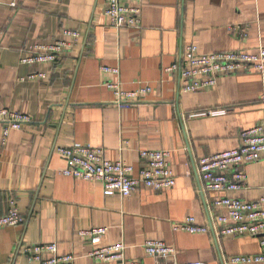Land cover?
I'll use <instances>...</instances> for the list:
<instances>
[{
	"label": "crops",
	"instance_id": "obj_1",
	"mask_svg": "<svg viewBox=\"0 0 264 264\" xmlns=\"http://www.w3.org/2000/svg\"><path fill=\"white\" fill-rule=\"evenodd\" d=\"M11 1L0 0V108L32 121L10 130L5 143L0 124V214L12 196L24 217L0 227V264H39L23 248L49 242L58 254H73L72 264H103L78 234L97 226L106 227L103 244L121 242L125 259L144 264H229L230 255L259 253L253 236L218 234L213 219L221 209L213 200L223 193L200 188L197 160L236 147L242 130L263 121L264 78L251 69L222 75L210 89L183 92L177 74L165 68L187 43L202 53L256 52L264 45V0H142L141 27L120 29L110 25L105 0ZM63 29H78L81 41L62 60L20 62L28 48L50 43ZM102 65L120 69L123 89L149 85L151 91L118 108L104 85L115 77ZM34 72L46 76L30 79ZM74 143L102 147L106 158L131 164L134 174L145 163L141 150H168L175 184L105 195L99 182L60 172L67 164L56 147ZM243 170V187L227 195L255 199L264 186V158ZM187 216L210 231L174 230ZM154 239L173 246L174 255H148L143 244Z\"/></svg>",
	"mask_w": 264,
	"mask_h": 264
},
{
	"label": "built area",
	"instance_id": "obj_2",
	"mask_svg": "<svg viewBox=\"0 0 264 264\" xmlns=\"http://www.w3.org/2000/svg\"><path fill=\"white\" fill-rule=\"evenodd\" d=\"M142 0H105L104 13L109 23L116 29L131 27L140 28ZM16 5V0L9 3ZM81 41L78 29H63L60 37L48 44L31 46L26 55L20 58L21 63L41 64L55 63L62 60L65 54ZM102 72L111 74L115 80H108L104 85L113 93V104L118 108L138 104L151 91V86L142 85L132 90H125L119 81L120 69L117 66H100ZM254 70L264 78V45L256 52L229 50L202 53L193 43L182 45L178 58L165 68V72H175L179 78L180 90L196 92L212 88L222 75L235 74L241 71ZM44 72H34L28 77L44 78ZM32 121L31 116L9 108H0L2 125V142L12 129H20ZM56 152L66 160V167L60 172L66 176L96 181L101 184L105 195L118 194L127 197L145 186L155 190L169 188L175 184L176 175L168 160L169 151L141 150L140 156L145 163L137 174L134 167L123 160H109L102 147L74 143L70 146H57ZM264 158V118L240 132L239 144L228 150L208 154L197 160L198 181L205 191L223 193L215 197L213 205L221 209L213 222L218 226V234L249 235L257 238L261 251L256 254L230 255L229 264H248L264 262V186L262 193L255 199L229 196L243 187L246 174L243 166ZM7 208L0 214V227L16 226L24 220L19 212L16 199L7 198ZM174 230L189 233H208L206 224H198L193 216H187L173 224ZM79 236L91 244L88 255L103 264H144L139 259L129 260L123 256L124 245L121 242L103 244L106 227L97 226L78 230ZM145 252L155 258L173 256L175 249L162 240H146ZM23 254L30 261L39 264H72L73 254H58L56 242L29 244L23 248ZM50 254V256H47ZM184 264H207L199 260L187 261Z\"/></svg>",
	"mask_w": 264,
	"mask_h": 264
}]
</instances>
